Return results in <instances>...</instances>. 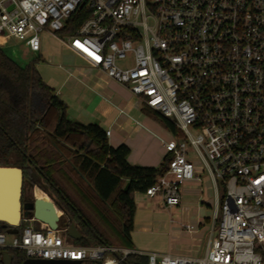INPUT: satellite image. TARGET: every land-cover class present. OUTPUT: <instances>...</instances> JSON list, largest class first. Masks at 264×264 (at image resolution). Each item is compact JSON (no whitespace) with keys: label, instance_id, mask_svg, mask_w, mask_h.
Masks as SVG:
<instances>
[{"label":"built area","instance_id":"built-area-1","mask_svg":"<svg viewBox=\"0 0 264 264\" xmlns=\"http://www.w3.org/2000/svg\"><path fill=\"white\" fill-rule=\"evenodd\" d=\"M85 6L80 28L62 33ZM43 33L175 125L167 172L145 194L177 206L201 166L215 192L213 225L206 253L193 257L79 245L23 215L18 234L0 232V249L81 264H119L132 253L149 264H264V0H0V43L14 38L39 52Z\"/></svg>","mask_w":264,"mask_h":264},{"label":"trees","instance_id":"trees-1","mask_svg":"<svg viewBox=\"0 0 264 264\" xmlns=\"http://www.w3.org/2000/svg\"><path fill=\"white\" fill-rule=\"evenodd\" d=\"M89 15L83 7L62 33H75ZM67 109L34 64H20L0 46V166L21 167L30 188L41 181L48 186L64 220L84 234L76 244L134 249V195L167 172L170 157L159 167L133 165L128 145L113 147L102 127L69 119ZM143 110L180 135L170 120ZM6 251L12 264L26 259L22 250ZM119 264H149L148 256L132 253Z\"/></svg>","mask_w":264,"mask_h":264},{"label":"crops","instance_id":"crops-1","mask_svg":"<svg viewBox=\"0 0 264 264\" xmlns=\"http://www.w3.org/2000/svg\"><path fill=\"white\" fill-rule=\"evenodd\" d=\"M12 39L0 43L6 52ZM49 39L55 40L63 51L65 61L62 65L50 63L58 53L50 52ZM39 52V57L47 61V64L39 65V72L67 104L69 119L83 124L96 123L106 132L110 131L107 138L113 147L129 146L131 164L161 166L168 156L164 146L167 140L163 137V131L167 130L144 112L146 105L139 97L103 70L89 65L50 33L42 34ZM197 171L201 180L186 182L181 190V204L172 208L166 206L160 195L135 193L134 250L204 256L213 225L215 192L207 172L201 166ZM210 211L212 215H209ZM187 225L193 228L187 229Z\"/></svg>","mask_w":264,"mask_h":264},{"label":"water","instance_id":"water-1","mask_svg":"<svg viewBox=\"0 0 264 264\" xmlns=\"http://www.w3.org/2000/svg\"><path fill=\"white\" fill-rule=\"evenodd\" d=\"M38 168L35 167V170ZM41 179V176H40ZM24 185V170L17 166H0V232L4 229L7 234H18L22 216H34L37 220L48 224L52 229H66L69 237L78 241L84 234L75 221L64 220L63 212L51 198L48 186L37 183V187L48 194L46 196L29 197L22 202ZM129 183L125 189H128ZM6 218L17 223H11ZM0 264H12V257L8 251L0 253ZM23 264H81L80 260L26 258Z\"/></svg>","mask_w":264,"mask_h":264},{"label":"rangeland","instance_id":"rangeland-1","mask_svg":"<svg viewBox=\"0 0 264 264\" xmlns=\"http://www.w3.org/2000/svg\"><path fill=\"white\" fill-rule=\"evenodd\" d=\"M41 38H42V36H41ZM49 40H50V44H51V46L48 47V48H50V52L58 53L56 58L52 59V61L50 63H52L54 65H59V64L62 65L65 61V56L63 55V51L59 48V46H57L58 43L55 42V40H51V39H49ZM48 44H49V42H48ZM47 51L44 53L46 56H47ZM7 53L22 65L34 64L39 71H40L39 65L47 64L46 60L39 57L40 52H38V53L32 52L26 44L22 43L21 41H19L17 39L11 40L10 48L7 50ZM151 116H153V118H154V112L151 113ZM155 118H156V116H155ZM156 121L159 122V124H158L159 126L164 128V130H167V131H163L164 132L163 137H164V139L169 140L171 136H169L168 133L171 135L172 134L171 130L168 129L167 127H164L163 125H160V121H158V120H156ZM192 130L194 133L197 134V132L194 129H192ZM219 186H220V192L223 196V187H222L221 182H219ZM29 188L30 187H28V186L25 187V193L31 194V192L29 191ZM43 193H44L43 190L35 191V194H37V195H44ZM209 215H212V211L209 212ZM8 238L10 239L11 235H8Z\"/></svg>","mask_w":264,"mask_h":264},{"label":"flooded vegetation","instance_id":"flooded-vegetation-1","mask_svg":"<svg viewBox=\"0 0 264 264\" xmlns=\"http://www.w3.org/2000/svg\"><path fill=\"white\" fill-rule=\"evenodd\" d=\"M25 187H26V182H25V177H24V185H23V191H22V202H26L28 201L29 197L33 196V198H35V196H46L49 197L47 193H43L44 195H37L35 194V191L40 190L37 187V184L33 185V187L29 188V191L31 192V194H27L25 193Z\"/></svg>","mask_w":264,"mask_h":264},{"label":"bare ground","instance_id":"bare-ground-1","mask_svg":"<svg viewBox=\"0 0 264 264\" xmlns=\"http://www.w3.org/2000/svg\"><path fill=\"white\" fill-rule=\"evenodd\" d=\"M9 222L11 223H17V221L15 222L13 219H10V218H6Z\"/></svg>","mask_w":264,"mask_h":264}]
</instances>
